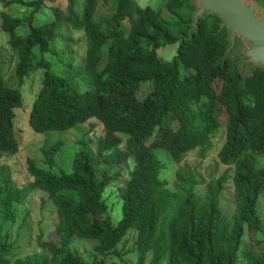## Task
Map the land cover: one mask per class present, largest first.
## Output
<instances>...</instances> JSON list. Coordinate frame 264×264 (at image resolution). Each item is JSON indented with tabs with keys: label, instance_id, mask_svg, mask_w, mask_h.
Listing matches in <instances>:
<instances>
[{
	"label": "trees",
	"instance_id": "16d2710c",
	"mask_svg": "<svg viewBox=\"0 0 264 264\" xmlns=\"http://www.w3.org/2000/svg\"><path fill=\"white\" fill-rule=\"evenodd\" d=\"M3 1L6 7L32 9L25 17L3 12L1 25L18 58V83L44 69L29 113L32 131L68 132L96 119L105 132L95 143L85 137L77 142L70 172L54 171L63 140L43 150L48 169L28 159L32 181L24 187L13 181L8 167L0 168V264H120L113 258L123 259L120 246H127L131 234L135 247L126 253H136L138 264H146L149 254L150 264H162L166 257L169 264H238L246 230L259 234L263 224L257 205L264 166L257 159L264 154V68L253 67L245 75L232 56L226 57L230 31L222 28V19L207 13L193 30L196 1L165 0V18L135 0H116L113 15L96 21L98 0H83L81 14L76 1L67 0L66 11L52 6L53 20L36 25V16L56 0ZM62 24L86 34L84 91L81 84L55 74L43 56L59 38ZM173 44H179L177 55L165 61L158 49ZM67 65L77 77L74 66ZM217 80L222 82L218 90ZM23 103L21 90L7 83L0 64V155L21 149L15 119ZM223 125L219 162L235 168L231 217L221 207L226 174L206 182L178 171L175 192L161 179L163 164L154 153L164 149L178 164L190 152L206 158ZM131 158L135 167L121 188L123 217L114 226L103 194L119 176L115 169L129 166ZM201 184L206 185L202 201L196 193ZM36 190L48 193L57 208L55 236L39 237L43 254L12 263L15 245L8 225ZM76 239L97 242L93 261L72 250ZM243 264H264V240L246 251Z\"/></svg>",
	"mask_w": 264,
	"mask_h": 264
},
{
	"label": "rangeland",
	"instance_id": "374dc122",
	"mask_svg": "<svg viewBox=\"0 0 264 264\" xmlns=\"http://www.w3.org/2000/svg\"><path fill=\"white\" fill-rule=\"evenodd\" d=\"M30 2L33 0H17ZM76 1V10L79 14L83 12V0ZM142 7L151 6L160 10L162 15L167 18L169 13L165 8V0H135ZM195 2V0H193ZM258 3L260 13L264 14V0H248ZM52 6H59L63 10H67V0H56L48 2L43 11L36 16L35 24L42 25L53 20V14L50 10ZM116 9V0H98L97 12L94 15V20L102 21L110 18ZM7 12L15 17H25L31 12V8H25L21 4H13L6 7L5 1L0 0V64L7 83L19 88L24 97V103L21 108L16 111L15 128L18 131V137L21 144V149L17 154L0 155V168L6 166L10 169L13 181L20 187L26 186L32 181L28 173V159H34L35 163L44 169L49 167L43 163V150L55 145L59 140H63L65 145L62 147L57 157V166L54 168L56 173L61 171L70 172L73 166V159L78 150L77 142L83 137L96 142L99 137L104 135V126L102 122L92 119L82 126L75 127L68 132H47L34 133L29 126V113L33 102L35 101L42 83L44 69H38L27 77L23 84L18 83L15 76V70L18 62L16 53L8 44V35L2 30V13ZM245 46L242 39L238 38L237 44L230 54L234 59L243 47ZM179 44L168 45L158 49V55L165 61L172 60L178 51ZM87 50V39L84 30L75 29L67 24H62L59 31V38L52 43L51 50L44 54L45 58L52 64L51 68L55 74L63 75L73 81L74 84H81L80 90H86V70H85V55ZM41 56L37 53V56ZM237 66L245 75L251 73L253 64L248 62L244 55H240L235 59ZM72 64L77 74L71 76L72 69H69L67 64ZM76 67V68H75ZM221 81L215 82V87L218 90L221 87ZM85 85V86H84ZM145 92L148 86L143 89ZM227 115L221 114V120L224 122ZM225 141V127H221L219 136L214 140L213 148L208 152L206 158H200L197 152H190L184 162L178 164L174 162L170 153L164 149H154V153L161 160L163 168L160 177L167 183V186L177 192L178 171L184 174H191L197 180L204 179L209 182L217 179L222 175L228 176L225 190L221 197V207L224 212L231 217L235 212V197L233 177L235 168L232 166H224L219 162L218 153ZM125 148V143L122 145ZM258 166H264V154H259L257 159ZM135 161L133 158L129 160V166H119L115 172L119 173L117 180L106 189L103 198L109 208L111 222L116 226L123 217V201L121 198V188L129 179V173L134 169ZM114 173V172H113ZM206 185L201 184L196 187L197 197L202 201L205 197ZM258 213L260 214L263 224L262 231L255 234L246 230L243 238V243L239 251V262H245V253L250 248H256V240H264V190L261 193L260 200L257 205ZM18 217L14 223H9L8 229L11 241L15 245V249L11 256V262L16 259L24 258L28 255L40 253L43 250L40 248L39 237L43 240L50 239L55 236V229L58 225L59 218L57 208L53 205L50 195L46 192L36 190L30 194L23 204L18 207ZM135 230H130V233ZM129 233V234H130ZM128 234V235H129ZM127 235V236H128ZM127 246H120L123 252V259L115 256L113 260L120 264H138L136 253L130 252L134 249L135 236L131 234L127 237ZM97 244L94 240L76 239L72 243V250L80 255L86 261H93V248ZM151 254L147 259L146 264H150ZM162 264H169L168 258L163 260Z\"/></svg>",
	"mask_w": 264,
	"mask_h": 264
},
{
	"label": "water",
	"instance_id": "95a60500",
	"mask_svg": "<svg viewBox=\"0 0 264 264\" xmlns=\"http://www.w3.org/2000/svg\"><path fill=\"white\" fill-rule=\"evenodd\" d=\"M198 9L194 15L193 30L197 29L199 20L207 13L222 19V28L230 31L228 57L234 50L238 38L245 46L237 52L234 60L240 55L247 57L254 67L264 68V14L260 13L257 2L248 0H195Z\"/></svg>",
	"mask_w": 264,
	"mask_h": 264
}]
</instances>
